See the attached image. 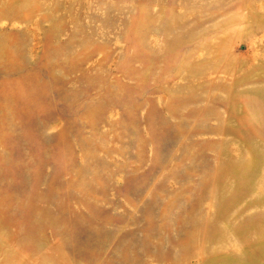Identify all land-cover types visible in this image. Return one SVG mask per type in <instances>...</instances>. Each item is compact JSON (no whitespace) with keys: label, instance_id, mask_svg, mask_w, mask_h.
Listing matches in <instances>:
<instances>
[{"label":"rangeland","instance_id":"obj_1","mask_svg":"<svg viewBox=\"0 0 264 264\" xmlns=\"http://www.w3.org/2000/svg\"><path fill=\"white\" fill-rule=\"evenodd\" d=\"M0 264H264V0H0Z\"/></svg>","mask_w":264,"mask_h":264}]
</instances>
